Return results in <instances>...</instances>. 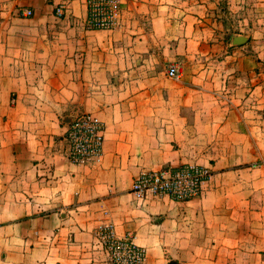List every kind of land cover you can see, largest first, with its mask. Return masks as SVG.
I'll use <instances>...</instances> for the list:
<instances>
[{
    "label": "crops",
    "instance_id": "0c3cea01",
    "mask_svg": "<svg viewBox=\"0 0 264 264\" xmlns=\"http://www.w3.org/2000/svg\"><path fill=\"white\" fill-rule=\"evenodd\" d=\"M119 1L108 30L87 0H0V264H109L106 224L147 264H264V0ZM85 112L95 164L67 156ZM187 163L212 168L199 196L132 193Z\"/></svg>",
    "mask_w": 264,
    "mask_h": 264
},
{
    "label": "built area",
    "instance_id": "2783aa9c",
    "mask_svg": "<svg viewBox=\"0 0 264 264\" xmlns=\"http://www.w3.org/2000/svg\"><path fill=\"white\" fill-rule=\"evenodd\" d=\"M89 14L87 25L91 29H113L119 24L121 3L119 0H87ZM65 5L56 11L62 15ZM26 16L33 11L26 9ZM167 74L178 78L180 70L177 63H170ZM68 143L67 156L76 164H95L103 155L105 124L91 113L77 114L66 131ZM210 167L201 164H181L162 169L144 171L134 180L132 193L142 200L169 197L176 201H188L202 192L204 183L210 179ZM98 238L112 255L113 264H145L146 249L134 242V236L127 232L119 237L112 224L100 227Z\"/></svg>",
    "mask_w": 264,
    "mask_h": 264
},
{
    "label": "rangeland",
    "instance_id": "374dc122",
    "mask_svg": "<svg viewBox=\"0 0 264 264\" xmlns=\"http://www.w3.org/2000/svg\"><path fill=\"white\" fill-rule=\"evenodd\" d=\"M210 169H211V171H212V168L210 167ZM211 178V177H210ZM149 199H152V198H149ZM100 229V228H99ZM99 229L96 231V232H98L99 231ZM104 245V244H103ZM145 248V247H144ZM146 249V248H145ZM109 252V264H113V260H112V255H111V253H110V251H108ZM146 254H147V250H146ZM145 264H147V259H146V262H145Z\"/></svg>",
    "mask_w": 264,
    "mask_h": 264
},
{
    "label": "water",
    "instance_id": "95a60500",
    "mask_svg": "<svg viewBox=\"0 0 264 264\" xmlns=\"http://www.w3.org/2000/svg\"><path fill=\"white\" fill-rule=\"evenodd\" d=\"M242 37L241 36H239V37H237V40H239V39H241ZM173 263H175V262H173Z\"/></svg>",
    "mask_w": 264,
    "mask_h": 264
}]
</instances>
